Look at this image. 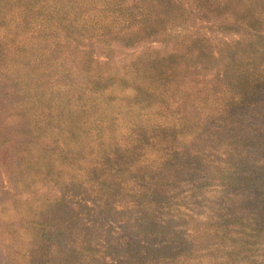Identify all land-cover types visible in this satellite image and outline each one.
Segmentation results:
<instances>
[{"label": "trees", "instance_id": "1", "mask_svg": "<svg viewBox=\"0 0 264 264\" xmlns=\"http://www.w3.org/2000/svg\"><path fill=\"white\" fill-rule=\"evenodd\" d=\"M149 112L178 124L164 129L181 137L178 148L139 127ZM119 123L162 167L200 165L202 194L249 197L254 211L181 214L166 194L109 181L118 164L99 161L114 142L104 132ZM3 153L0 232L29 241L22 258L44 245L114 264H264V0H0ZM66 172L72 188L96 185L154 211L124 223L128 241L78 243L57 223ZM16 173L26 186L43 177L38 199L7 185L4 174L11 185Z\"/></svg>", "mask_w": 264, "mask_h": 264}, {"label": "rangeland", "instance_id": "2", "mask_svg": "<svg viewBox=\"0 0 264 264\" xmlns=\"http://www.w3.org/2000/svg\"><path fill=\"white\" fill-rule=\"evenodd\" d=\"M215 39L216 42H220L218 40L220 38L215 37ZM122 67L125 66H115L113 64L110 69L116 70L120 68V71H122ZM103 68L106 69L107 67ZM121 92L120 90H116L109 95L108 91H106L102 95L95 97V100L104 103L107 102L108 99H115L110 97H120L122 95ZM87 102L91 104L90 99ZM150 113L151 112H149V114ZM149 114H147L146 119L141 116H134L137 121H140L139 127L143 128L147 136L154 138L155 141H160L166 144V146L170 145L178 148L181 137L171 136V131L169 130H167L169 133L164 131L165 128L173 130L178 124L170 120L171 118L163 113H159L160 116L157 112H155V114ZM121 123L111 126V130H113L112 134L104 132L105 135L110 137V141L114 142L111 144L112 147H109L108 154L101 157L99 162L107 163L114 160L118 164L116 165L114 162L112 168L106 169L105 173L102 171L109 181L117 185L126 183L125 187L130 191L134 190L135 193H145L151 190L158 194H166L173 199V202H176L177 205L180 204L181 214L196 212L202 216H207L209 214L213 215L215 214L214 212L217 211L225 213L241 210L249 211V213L254 211V205L249 197L234 196L230 199L229 197H222L221 194L218 193L202 194L198 188H195L196 181L202 173L200 165L187 162L177 167L175 165L169 168L165 166L162 167L163 164L161 165V163L154 161L155 158L150 154V149L143 146L141 141L129 139L130 137L128 136L130 133ZM128 123L129 121L126 122V125ZM131 127L133 131H135L136 126L133 124V121ZM123 133L127 134L126 137H128L125 141L121 138ZM184 133L186 136L187 134H195L193 131ZM135 135L137 136L138 134ZM9 157H11V154L3 153L0 157V163H5L6 159ZM14 157L18 162V156ZM15 160L13 161V166L16 165ZM117 173H123L125 177H120ZM65 174L61 182L62 185L57 186L55 191L59 195L57 190L61 189L62 194H65L63 195L65 196L64 207H60L62 210L60 211L59 209L58 212H56L58 216L57 223H64L70 227L72 238L78 243H97L98 240H113L115 243L123 242V240L128 241L129 237L127 232L124 231V223L134 222L141 215H149L150 212L152 213L154 211V209L149 210L148 206L143 205V203H146L145 200H142V202L124 200L118 196H112L106 193L96 185L85 186L87 190L78 187L72 188V185L69 184L71 179L68 177L67 172ZM4 175L7 185L12 190L15 191V188L20 184V189L23 190L22 194H24L25 197L37 198L35 191L42 183V176H39V182L35 185L26 186L24 182L28 181V177L20 180L23 177V173L18 178L16 173L11 185L9 184L7 174ZM128 177L131 178L129 179ZM41 186L42 185H40L39 188L44 189L43 186ZM89 188H91L90 191ZM43 194V192H40V196ZM33 198L31 199L32 202L35 200H33ZM149 207L151 208V206ZM214 209L216 210L213 212ZM11 212L12 209L9 208V213L7 215ZM80 218L83 219V221H81ZM74 226L78 228H74ZM63 227L67 229L65 226ZM84 227H87L88 230H85ZM26 242L29 241H13L10 243L0 232V264H31L32 262L33 264H114L110 263L109 259H104L102 254L99 255L97 260H84L80 256H71L67 248L44 245H32L33 253H29L27 258H22L18 253L20 250L19 246L23 243L30 246V243ZM176 264L209 263L192 261Z\"/></svg>", "mask_w": 264, "mask_h": 264}]
</instances>
